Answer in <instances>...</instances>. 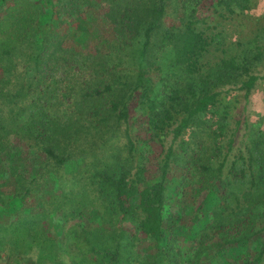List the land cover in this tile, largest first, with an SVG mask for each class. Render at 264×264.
<instances>
[{"label": "trees", "instance_id": "obj_1", "mask_svg": "<svg viewBox=\"0 0 264 264\" xmlns=\"http://www.w3.org/2000/svg\"><path fill=\"white\" fill-rule=\"evenodd\" d=\"M259 2L0 0V264H264Z\"/></svg>", "mask_w": 264, "mask_h": 264}, {"label": "rangeland", "instance_id": "obj_2", "mask_svg": "<svg viewBox=\"0 0 264 264\" xmlns=\"http://www.w3.org/2000/svg\"><path fill=\"white\" fill-rule=\"evenodd\" d=\"M255 14H264V0H260L258 7L255 10ZM264 16V15H260ZM230 35V40L233 41L235 39V34L233 29H227ZM254 73L260 76V78L257 80L255 87L251 91L249 95V101L246 104L247 110L246 112L242 111L244 99L241 97L242 92H239V96L241 98V101L238 105V113L240 116L247 115L248 119L251 120L255 117V111L256 110H264V57L261 60V63L258 64L256 69L254 70ZM260 107V108H259ZM264 124V121H263ZM245 132V131H244Z\"/></svg>", "mask_w": 264, "mask_h": 264}]
</instances>
